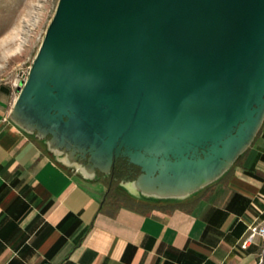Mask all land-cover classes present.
Listing matches in <instances>:
<instances>
[{"label": "water", "instance_id": "obj_1", "mask_svg": "<svg viewBox=\"0 0 264 264\" xmlns=\"http://www.w3.org/2000/svg\"><path fill=\"white\" fill-rule=\"evenodd\" d=\"M9 119L65 165L182 201L264 122V0H58Z\"/></svg>", "mask_w": 264, "mask_h": 264}, {"label": "crops", "instance_id": "obj_2", "mask_svg": "<svg viewBox=\"0 0 264 264\" xmlns=\"http://www.w3.org/2000/svg\"><path fill=\"white\" fill-rule=\"evenodd\" d=\"M0 86V264H264V122L222 178L182 201L115 204L108 177L65 165L9 114ZM169 204V205H167Z\"/></svg>", "mask_w": 264, "mask_h": 264}, {"label": "rangeland", "instance_id": "obj_3", "mask_svg": "<svg viewBox=\"0 0 264 264\" xmlns=\"http://www.w3.org/2000/svg\"><path fill=\"white\" fill-rule=\"evenodd\" d=\"M57 3L58 0H0V86L18 94L17 88L27 78ZM120 190L110 188L113 203H131L130 196Z\"/></svg>", "mask_w": 264, "mask_h": 264}, {"label": "flooded vegetation", "instance_id": "obj_4", "mask_svg": "<svg viewBox=\"0 0 264 264\" xmlns=\"http://www.w3.org/2000/svg\"><path fill=\"white\" fill-rule=\"evenodd\" d=\"M139 174V169L126 164L125 161L117 160L113 163L110 173L107 176L110 188L112 186H114V189L119 187L121 188L120 192L127 195L124 186L134 181Z\"/></svg>", "mask_w": 264, "mask_h": 264}, {"label": "built area", "instance_id": "obj_5", "mask_svg": "<svg viewBox=\"0 0 264 264\" xmlns=\"http://www.w3.org/2000/svg\"><path fill=\"white\" fill-rule=\"evenodd\" d=\"M255 238H260L262 246L264 248V221L259 225H253L248 228V234L241 244L242 249H246L250 244L254 242Z\"/></svg>", "mask_w": 264, "mask_h": 264}]
</instances>
